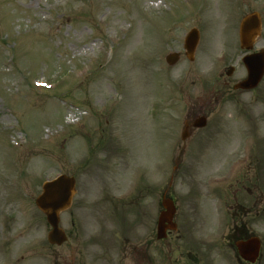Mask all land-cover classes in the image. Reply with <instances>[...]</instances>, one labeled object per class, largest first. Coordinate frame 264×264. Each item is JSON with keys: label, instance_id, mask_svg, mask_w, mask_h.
Segmentation results:
<instances>
[{"label": "rangeland", "instance_id": "obj_1", "mask_svg": "<svg viewBox=\"0 0 264 264\" xmlns=\"http://www.w3.org/2000/svg\"><path fill=\"white\" fill-rule=\"evenodd\" d=\"M254 11L264 27V0H0V264H100L89 249L100 238L120 249L113 243L123 234L142 246L145 201L154 217L161 209L154 169L183 148L182 163L163 172L174 178L168 191L179 216L214 218L221 205L227 230L243 223L263 239L264 264V79L252 92L232 91L246 75L240 22ZM193 28L201 40L190 62L183 44ZM173 52L181 58L171 67ZM228 64L237 73L219 79ZM36 82L54 90L36 91ZM194 114L208 116V126L191 127L182 141ZM234 158L240 169L204 193ZM61 174L75 178L78 195L61 218L73 245L58 248L35 200ZM113 199L130 207L119 226L105 205ZM236 202L251 210L236 215ZM214 226L195 225L201 234Z\"/></svg>", "mask_w": 264, "mask_h": 264}, {"label": "flooded vegetation", "instance_id": "obj_2", "mask_svg": "<svg viewBox=\"0 0 264 264\" xmlns=\"http://www.w3.org/2000/svg\"><path fill=\"white\" fill-rule=\"evenodd\" d=\"M224 84L227 85L228 83L224 81ZM164 156L165 162L163 163V172L167 171L171 167L172 163L181 164L185 153L180 152V158H175L176 156L174 154L171 156L170 160L168 159L169 154L165 153ZM168 160L172 163H169ZM192 166L194 167L193 161ZM181 167H179V171L182 169ZM173 179L174 178L172 177L170 185H173ZM149 183L151 184V179L149 180ZM150 184L148 185V189L146 191L148 192L147 196H150L151 194ZM168 186V184H165L163 187H161L160 191L162 198H168L170 196ZM203 186L204 185H202V187ZM200 206L201 204L196 203V209L199 208L200 210ZM177 207V214L174 217L172 223V227L175 228V231H167L166 239L158 240L157 224L159 217H154V207L151 205V200H146L144 212L146 229L144 232V242L142 246H139L138 244L137 247L133 242V239H130L126 236L128 234H125L122 235L120 244L117 241L113 243L114 248L118 246L120 249L107 248L104 240L100 238L101 240H96L98 248L89 249L88 252L95 251L97 254L96 256L99 259V263L101 262L100 264H232L229 255L230 250L234 264H248L240 259L236 250V245L238 243L247 242L251 237L254 236L253 234H250L247 228L243 226L244 224L241 223V219H243V217L240 218V222L239 220L236 222V225L241 223V226H235L234 229H231V231L226 233V241L224 245L220 246L224 248L225 253H222L216 258L215 254L220 252L221 249L211 246L206 241L208 237L214 233L213 230H215V228H213L211 232H205L204 234H201L196 232L197 227H195V225L198 224H211L212 220L215 221L216 218L203 216L201 212H198L196 213V216H193L190 211L186 216H179V206ZM235 209L240 211V213H236V215H245L248 213V208L239 203H237ZM202 210L203 208H201V211ZM162 211L163 209L158 211V216ZM203 228L204 227H202V229ZM102 235L103 234H100V236ZM69 241L71 244L68 242L67 245H73V240L71 238ZM116 250H118V252ZM113 252L114 255L111 257ZM257 264L262 263L259 262Z\"/></svg>", "mask_w": 264, "mask_h": 264}, {"label": "water", "instance_id": "obj_3", "mask_svg": "<svg viewBox=\"0 0 264 264\" xmlns=\"http://www.w3.org/2000/svg\"><path fill=\"white\" fill-rule=\"evenodd\" d=\"M261 31V21L257 15H252L246 18L241 25V37L243 48L251 49V45L255 41L256 37ZM199 42V34L193 32L187 42V50L190 54V59L193 60V54L197 48ZM176 59H171V64H173ZM247 67L249 78L244 83L240 84L236 88H241L245 90H250L258 86L264 75V57L255 56L249 57L244 60ZM200 127L205 126V122L199 124ZM75 195V182L73 179L63 177L58 181L50 184H46L43 187V194L37 199L36 205L39 210L44 213L47 217L48 224L51 226L52 230L48 236V240L52 245H63L67 237L65 232L60 228V216L63 212L67 211L72 204V199ZM167 213L162 215V220L168 217V215H173L170 207L166 206ZM162 225V222H161ZM163 232L160 227L159 233L161 238V233ZM164 233V232H163ZM244 246L242 249L243 257L248 258L244 254H257L258 244Z\"/></svg>", "mask_w": 264, "mask_h": 264}]
</instances>
